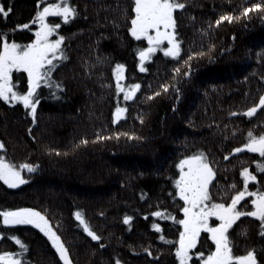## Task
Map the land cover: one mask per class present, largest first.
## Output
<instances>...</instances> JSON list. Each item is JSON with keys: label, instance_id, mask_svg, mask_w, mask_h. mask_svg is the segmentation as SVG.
Returning <instances> with one entry per match:
<instances>
[{"label": "trees", "instance_id": "obj_1", "mask_svg": "<svg viewBox=\"0 0 264 264\" xmlns=\"http://www.w3.org/2000/svg\"><path fill=\"white\" fill-rule=\"evenodd\" d=\"M48 2L62 0H0L6 11L11 9L0 14V34L6 33L9 43L27 45L35 36L31 22ZM179 2L185 7L175 9L173 17L180 57L158 51L141 71L137 53L146 42L128 31L134 0H68L78 12L68 23L48 16L61 24L54 34L65 37L67 59L53 70L51 84L37 89L35 115L19 101L0 99V156L14 166L35 168L24 171L27 180L16 187L0 180V211L35 209L60 237L71 264H178L174 249L183 201L175 196L174 181L177 164L186 156L207 157L215 173L210 181L215 202H230L243 188L245 167L257 177L249 181V191L264 190V172L257 170L264 157L232 151L247 142L249 131L264 133V108L251 118L243 115L264 95V12L241 15L244 7L264 0ZM225 14L241 18L217 25ZM24 24L28 28L19 27ZM117 64L124 65V85H141L132 100L116 92ZM189 66L190 75L184 77ZM12 76L17 89L26 91L25 73L13 70ZM117 106L126 111L114 124ZM155 211L169 216H153ZM77 214L99 241L83 230ZM125 216L132 219L125 223ZM231 229L234 254L255 249L264 264L259 221L241 216ZM213 245L202 232L190 251L196 264L195 251L207 254ZM0 252H23V264H64L44 232L30 224L5 226L2 217Z\"/></svg>", "mask_w": 264, "mask_h": 264}, {"label": "snow or ice", "instance_id": "obj_2", "mask_svg": "<svg viewBox=\"0 0 264 264\" xmlns=\"http://www.w3.org/2000/svg\"><path fill=\"white\" fill-rule=\"evenodd\" d=\"M184 3L179 0H134L131 12L134 15L130 19L129 33L136 40H146L147 47L141 48L137 55L140 59L141 71H145L144 61L151 59L152 54L158 49L164 41H167V47L161 50L165 57L178 58L181 55V42L176 39V21L173 17L175 9H183ZM9 8L7 11H10ZM4 7L0 6V14L7 15ZM253 11L264 12V3H253L250 7H244L241 15L247 18ZM78 14L77 9L68 0H62V3L47 4L38 10L33 18L34 24H39V28L35 30V39L27 45H21L16 42L9 43L7 41V34H0V99L12 102L20 101L25 108L31 109V114L35 115L37 104V89L43 83L45 85L51 84V77L53 70L57 68L58 63L67 59L62 42L65 37L58 35L56 39H49L53 33L60 29V23H48L46 17L49 15L62 17L64 23H68L70 19ZM124 15L127 17L128 13L125 11ZM240 15L233 17L231 14L221 15L216 21L219 25L221 21L231 22L233 19L239 20ZM21 28H28L27 24L20 25ZM193 55H198L193 53ZM199 55H202L199 54ZM259 55V54H258ZM189 60L192 59L190 56ZM100 62V58H97ZM123 64H117L113 69V75L116 80V92L123 93L125 101L132 100L140 89V84H131L125 86L121 83L123 80ZM13 70L16 72L23 71L27 75L26 91L17 89L16 84L13 83ZM180 69H174V72H179ZM191 68L183 72L184 77L190 75ZM18 83V82H17ZM59 87V84H57ZM174 87V85H173ZM163 91L167 92L169 86L161 85ZM179 91V89H177ZM159 95V93H153ZM151 99V97H149ZM264 108V95L259 97V103L253 107H249L244 116L249 118L257 112V109ZM126 109L117 106L113 112L112 122L115 124ZM231 115H236L232 113ZM131 138V137H130ZM98 140L104 139L103 136L98 135ZM87 143V141H82ZM4 145L0 143V149ZM242 149H247L251 153H259L260 157H264V133L253 135L251 131L248 132L247 142L241 147L233 148L234 153H240ZM225 159H228L225 156ZM180 169L179 176L175 179V196H178L183 201V206L180 212L183 213V218L178 220L181 226L179 230L178 240L175 242V256L179 264H196L193 260L190 251L197 248L198 238L201 233H207V239L214 244V248H209L207 254L204 251H195L194 256L198 259L199 264H260L257 258L255 249L248 250L243 255L234 254L233 242L230 239L229 229L241 217L248 216L256 218L260 223V236L264 238V190L249 191V181H255L257 177L249 171L247 167L242 168L240 175L243 177V188L236 190L235 194L231 196L230 202H215L210 195V181H212L215 173L210 166V162L203 154H196L186 156L177 164ZM185 168L187 170H185ZM20 169H27L28 172L35 171V168L30 164H21L19 167L12 163L6 162L4 157L0 156V180L10 187H16L17 184H24L26 181L21 175ZM257 170L264 172V163L257 164ZM233 189L236 185L231 186ZM246 197H250L251 211H242L237 206L244 201ZM247 203V202H246ZM153 216H169L165 212L155 211ZM0 217L3 218V225H23L32 224L39 228L41 232L52 241L60 259L64 264H71L68 257V251L64 244L60 242V237L51 230L44 216L32 208H17L15 210L0 211ZM215 217L219 223L212 221L210 218ZM169 218L176 220L175 216ZM77 219L81 221L83 230L94 241L101 239L94 231H92L87 223L77 214ZM132 217L125 216L124 220L127 223ZM153 228L160 230L158 224H153ZM17 245L21 241L14 235L11 237ZM161 240H165L163 235ZM166 243H172L166 241ZM103 247V245H101ZM147 251V250H146ZM21 253L14 252H0V262L2 264H23L21 260ZM151 255V253H149ZM117 264H120L117 260Z\"/></svg>", "mask_w": 264, "mask_h": 264}, {"label": "rangeland", "instance_id": "obj_3", "mask_svg": "<svg viewBox=\"0 0 264 264\" xmlns=\"http://www.w3.org/2000/svg\"><path fill=\"white\" fill-rule=\"evenodd\" d=\"M47 4H51V3H46V4H43L42 5V7L39 9V10H42V8L44 7V6H46ZM49 16H53V15H49ZM62 18V17H61ZM46 19V22H48V23H50V24H52V22H51V18H49V20H48V17H46L45 18ZM31 23H33V22H31ZM34 24V23H33ZM37 28H39V24H35V26L31 29L32 31H33V35H35V30L37 29ZM34 39H35V36H34ZM49 39H56V37H55V34L53 33L52 34V36H50L49 37ZM145 42H146V46L145 47H147L148 45H147V41L146 40H144ZM163 47H167V41H164L163 43H162V45H161V49L163 48ZM161 49H158L155 53H157L158 51H162ZM155 53H153V54H155ZM162 53H163V51H162ZM152 54V55H153ZM148 61V60H147ZM147 61H144V64H145V62H147ZM137 63H138V69H140L141 70V68H140V59H139V57H138V61H137ZM144 66V65H143ZM25 78L27 79V75H26V73H25ZM123 81H124V76H123V80L121 81V83L123 84ZM126 86V85H125ZM26 88H27V85H26ZM11 101V100H10ZM20 102V101H19ZM244 150H247V149H244ZM248 151V150H247ZM185 158V157H184ZM183 158V159H184ZM6 162H8V161H6ZM22 164H27V163H22ZM21 165V164H20ZM16 167H19V165L18 166H16ZM178 170H179V173H180V169L178 168ZM185 170H187L186 168H185ZM20 171H21V175H22V177L24 178V180L26 181L27 180V178L23 175V172L24 171H26V172H28L27 171V169H20ZM7 186H9L8 184H6ZM18 185H20V184H17L16 186H18ZM10 187V186H9ZM250 197H248V200H244V201H241V204L240 205H238L237 207L240 209V210H242V211H251L252 210V206H251V204H250ZM245 202V203H244ZM246 202L248 203L249 202V208H251L250 210H246L245 208H246V206H245V204H246ZM245 206V207H244ZM241 218V217H240ZM212 221H215L216 223H219V221L218 220H216V218L215 217H212V218H210V223L212 222ZM48 223V222H47ZM31 226H34L35 227V225H32V224H30ZM234 225V224H233ZM48 226H49V224H48ZM35 228H37V227H35ZM39 229V228H38ZM40 230V229H39ZM230 230V229H229ZM215 246L213 245V248H214ZM178 264H179V262H178Z\"/></svg>", "mask_w": 264, "mask_h": 264}, {"label": "flooded vegetation", "instance_id": "obj_4", "mask_svg": "<svg viewBox=\"0 0 264 264\" xmlns=\"http://www.w3.org/2000/svg\"><path fill=\"white\" fill-rule=\"evenodd\" d=\"M233 227H234V225H233ZM231 232H232V236H235L236 232L233 229H231Z\"/></svg>", "mask_w": 264, "mask_h": 264}]
</instances>
